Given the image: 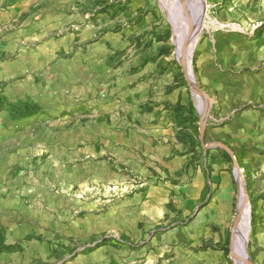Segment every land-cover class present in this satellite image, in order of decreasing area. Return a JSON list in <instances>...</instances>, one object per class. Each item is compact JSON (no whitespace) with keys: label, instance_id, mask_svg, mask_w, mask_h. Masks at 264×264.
I'll use <instances>...</instances> for the list:
<instances>
[{"label":"rangeland","instance_id":"obj_1","mask_svg":"<svg viewBox=\"0 0 264 264\" xmlns=\"http://www.w3.org/2000/svg\"><path fill=\"white\" fill-rule=\"evenodd\" d=\"M191 1L34 0L23 13L67 22L53 37L72 39L58 55L42 52V64L81 53L102 107L93 154L81 159V186L45 184L22 198L24 231L58 245L45 264H236L235 163L251 205L247 255L264 264V0H204L193 36L181 12ZM182 62L211 100L201 109L203 136ZM0 131L2 193L5 149L36 141L15 124Z\"/></svg>","mask_w":264,"mask_h":264},{"label":"crops","instance_id":"obj_2","mask_svg":"<svg viewBox=\"0 0 264 264\" xmlns=\"http://www.w3.org/2000/svg\"><path fill=\"white\" fill-rule=\"evenodd\" d=\"M33 6L34 0H0V98L5 106L0 111V127L3 123L22 126L36 141L5 149L11 158L0 193V264H30L33 260L45 264L51 260L48 251L58 245L48 242L46 246L36 230L24 231L20 220L25 202L22 198H32L33 192L45 184L63 189L81 186V159L93 154L94 131L102 113L93 87L96 79L87 77L86 68H81V53L69 60L55 57L50 66L42 64V52L50 50L54 54L57 49L58 55L62 43L72 37H53V31L63 28L66 21L36 22L34 15L23 19V13L31 12ZM45 37L48 39L41 49L37 41ZM26 102L36 105L37 113L14 120L8 107ZM45 128L50 134L42 136ZM11 173L12 180L8 178ZM10 219L13 221L7 223ZM53 255L55 259L57 254Z\"/></svg>","mask_w":264,"mask_h":264},{"label":"water","instance_id":"obj_3","mask_svg":"<svg viewBox=\"0 0 264 264\" xmlns=\"http://www.w3.org/2000/svg\"><path fill=\"white\" fill-rule=\"evenodd\" d=\"M179 17V15H176V19ZM193 33H191L190 36H193ZM192 39V37H191ZM183 68H184V72H185V77H186V80L188 82V84L190 85L191 87V90H192V93L193 95L195 96L197 102H198V109L199 111L202 112L201 109H203V106H204V102L207 101V103L209 105H211V100L209 99V97L204 93L202 92L199 87L197 86V83L195 81V78H194V74H193V70H192V66L190 65V70H188V66L186 63L182 62L181 63ZM201 119H200V123H201V133H202V136H203V132L205 130V124H206V117L207 115L203 114V112L201 113ZM202 141H203V138H202ZM210 148H225L224 146L222 145H219V144H214V145H211ZM230 153V152H229ZM231 154V153H230ZM232 155V154H231ZM232 157L234 158V156L232 155ZM234 174L236 176V179L238 181V185H239V190H240V199L241 197H246L247 200H248V205H247V208H249V211L251 210V205H250V201H249V197H248V191H247V183H246V179L245 177L243 176L242 172H241V169L239 168L238 164L235 163V171H234ZM246 210V207H244L242 205V202L240 200V205H239V210H238V216H237V219H236V223L235 225H240L242 222H241V217L243 215V213L245 212ZM243 221V219H242ZM250 223H251V214L249 215V223L248 225H243L238 228V235L240 236H247V230L251 229V226H250ZM234 237H235V229L233 230V241H232V244H231V254H232V257L235 261L236 264H242V261L243 260H247L246 261L247 263L249 264H252L251 261L249 260L248 258V255H247V243H248V238L245 237V243H246V246L245 248L242 247L241 245V248H239V250L237 251L235 249V246H234ZM239 256V258H238Z\"/></svg>","mask_w":264,"mask_h":264},{"label":"bare ground","instance_id":"obj_4","mask_svg":"<svg viewBox=\"0 0 264 264\" xmlns=\"http://www.w3.org/2000/svg\"><path fill=\"white\" fill-rule=\"evenodd\" d=\"M175 1L178 3L179 0H175ZM191 4L195 5V6H193V9H191V5H190V7H189L188 10L187 9H181V12L183 13V20L186 21V23H188L192 27L194 34H196L198 32V30L201 28V20H202L201 13L205 9L204 8V0H192L191 1ZM179 27L180 26L177 24V29ZM181 50L183 51L184 48L181 47ZM186 64L188 66V70H190V64L189 63H186ZM208 105L209 104L207 103V101H205L203 108H207ZM241 202H242V205L244 207H246V210H245V212L243 213V215L241 217V222L242 223L240 225L243 226L245 224L248 225V223H249V215L251 214V210L249 211V208H247L248 200H247L246 197H241ZM242 219H243V221H242ZM240 225L238 224V225L235 226L234 246H235V249L237 251L239 250V248H241V245H242L243 248H245V246H246L245 245V242H246L245 241V237L246 236H243L242 237V236L238 235V232H237L238 231V228L240 227ZM248 231H249V229L247 230V232ZM238 258H239V256H238ZM246 261H248L247 258H246V260H243L242 261V264H249Z\"/></svg>","mask_w":264,"mask_h":264},{"label":"trees","instance_id":"obj_5","mask_svg":"<svg viewBox=\"0 0 264 264\" xmlns=\"http://www.w3.org/2000/svg\"><path fill=\"white\" fill-rule=\"evenodd\" d=\"M1 100L2 99L0 98V111L5 108ZM8 109L10 111L11 117L14 120L31 117L35 115L38 111L37 106L30 102L21 103L17 105H10Z\"/></svg>","mask_w":264,"mask_h":264}]
</instances>
